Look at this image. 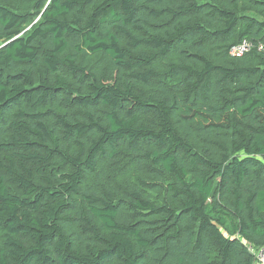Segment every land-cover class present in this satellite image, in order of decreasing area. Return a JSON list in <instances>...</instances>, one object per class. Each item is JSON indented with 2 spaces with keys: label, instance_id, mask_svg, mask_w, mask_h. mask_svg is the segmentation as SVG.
<instances>
[{
  "label": "trees",
  "instance_id": "trees-1",
  "mask_svg": "<svg viewBox=\"0 0 264 264\" xmlns=\"http://www.w3.org/2000/svg\"><path fill=\"white\" fill-rule=\"evenodd\" d=\"M261 44L264 0H0V264H258Z\"/></svg>",
  "mask_w": 264,
  "mask_h": 264
},
{
  "label": "built area",
  "instance_id": "built-area-1",
  "mask_svg": "<svg viewBox=\"0 0 264 264\" xmlns=\"http://www.w3.org/2000/svg\"><path fill=\"white\" fill-rule=\"evenodd\" d=\"M253 48H254V44H252L248 40H243L239 44L234 45L232 47L231 54L233 56H236V57H242L245 54H247L250 51H252ZM258 50L259 51H264V45L263 44L259 45ZM256 257H257V260H258V264H264V249H262L261 251H259L256 254Z\"/></svg>",
  "mask_w": 264,
  "mask_h": 264
}]
</instances>
